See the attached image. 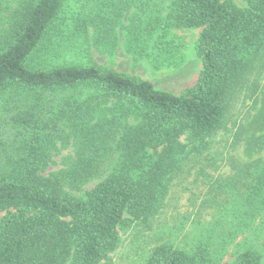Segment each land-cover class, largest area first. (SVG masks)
<instances>
[{"label": "trees", "instance_id": "trees-1", "mask_svg": "<svg viewBox=\"0 0 264 264\" xmlns=\"http://www.w3.org/2000/svg\"><path fill=\"white\" fill-rule=\"evenodd\" d=\"M138 1L128 0L113 11L120 18L128 13L129 25L98 12L87 20L78 17L80 28L88 22L101 37L97 42L110 44L121 24L143 51L148 42L161 43L171 30L200 29L195 51L201 70L193 86L174 95L155 89L149 81L97 66L46 63L39 55L52 44L64 0H16L13 8L8 7L9 19L0 36V94L9 89L78 91L81 96L89 92L69 109L75 113L76 120L69 119L72 125L82 123L87 133L80 140L85 147L93 139L91 132L97 131L102 142L113 139L118 123L113 114L95 116L99 103L90 100L98 97L133 120L126 121L125 137L138 150L176 146L186 132L194 138L216 132L249 67L245 50L263 40L264 0H247L245 7L231 0H168L164 5ZM80 163L45 177L39 174L44 166L25 165L0 178V212H5L0 222V264H100L116 247L125 216L143 217L157 201L155 187L134 180L128 172L104 176L106 166L91 156ZM97 179L83 198L72 196ZM203 260L198 253L189 256L160 246L147 264H203ZM258 263L250 252L238 254L232 262Z\"/></svg>", "mask_w": 264, "mask_h": 264}, {"label": "rangeland", "instance_id": "rangeland-1", "mask_svg": "<svg viewBox=\"0 0 264 264\" xmlns=\"http://www.w3.org/2000/svg\"><path fill=\"white\" fill-rule=\"evenodd\" d=\"M1 1L0 36L9 19L8 7L16 4V0ZM127 1L64 0L52 44L39 57L53 65L112 70L174 95L193 86L201 70L195 51L200 29L171 30L161 43L148 42L143 51L121 24L110 44L97 42L101 37L88 22L80 28L78 17L87 20L98 12L129 25L128 13L122 18L113 13ZM231 1L239 7L247 4V0ZM109 48L113 50L106 51ZM243 57L249 67L229 100L221 127L204 138L186 132L176 146L166 144L155 150L134 148L125 137L126 121L133 120L99 97L90 100L99 103L95 116L113 114L118 121L113 139L102 142L95 131L89 146L81 144L87 133L82 123L77 128L72 125L69 119L75 113L69 109L88 98L89 92L81 96L78 91L9 89L0 94V178L31 164L44 166L39 174L45 177L91 156L106 166L104 176L128 172L134 180L152 184L158 195L151 211L138 219L125 216L116 247L100 264H147L160 246L189 256L201 254L203 264H232L244 252L264 264V37ZM94 127L91 130L98 125ZM100 179L72 196L83 198ZM4 216L0 212V222Z\"/></svg>", "mask_w": 264, "mask_h": 264}]
</instances>
